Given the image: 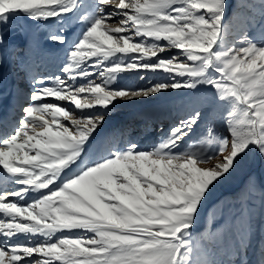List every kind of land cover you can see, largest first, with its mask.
I'll use <instances>...</instances> for the list:
<instances>
[{
	"label": "snow or ice",
	"instance_id": "1",
	"mask_svg": "<svg viewBox=\"0 0 264 264\" xmlns=\"http://www.w3.org/2000/svg\"><path fill=\"white\" fill-rule=\"evenodd\" d=\"M21 19L54 26L46 42L65 57L17 88L19 115L0 124V181L14 186L0 184V264H249L250 223L227 261L205 258L212 229L194 233L215 189L264 159V14L256 36L228 0H0V66L30 67L34 45L8 38ZM202 90L215 119L196 106L147 148L93 151L117 102Z\"/></svg>",
	"mask_w": 264,
	"mask_h": 264
},
{
	"label": "rangeland",
	"instance_id": "2",
	"mask_svg": "<svg viewBox=\"0 0 264 264\" xmlns=\"http://www.w3.org/2000/svg\"><path fill=\"white\" fill-rule=\"evenodd\" d=\"M228 4L229 15L242 12L245 16L255 18L253 34L259 36L261 16L264 14L261 0H239V2L238 0H228ZM232 19L234 21L233 31L238 32L240 30L238 16L233 15ZM31 23L30 30L33 32L38 29L39 34L45 38L54 27L48 24ZM72 31L78 33L80 28L74 27ZM40 40H32L29 43L34 45L39 58L42 57L43 53V47L38 46ZM62 56L61 61L59 60L60 63H63L65 57L63 47ZM23 69L25 67L22 65L16 69L14 77L19 78V74H23ZM149 77L151 79V74ZM151 82L155 83L156 80L151 79ZM123 83L132 86H146L149 81H142L132 76ZM19 87L26 90L24 81H19ZM206 95L207 93L203 90L200 93L170 91L148 99L139 98L132 101L117 102L115 107L106 114L105 122L93 142V151L95 152L101 145L104 148L110 145L123 146L129 140L136 141L142 147L147 148L156 143L179 116L196 106H200L205 113V120L215 119L213 109L200 103ZM59 103L65 107H71L65 102ZM124 126L125 129L122 128ZM102 154V150L97 152V158ZM260 161V173H257ZM205 214L207 216L205 227H203ZM247 223L251 225L252 241L248 260L249 264H257L260 259L259 247L264 244V159L259 157L250 158L238 167L237 171L227 181L215 189L204 205L194 235L197 239L208 237L209 229L213 230L212 235L215 242L208 248L209 255L205 258L227 261L232 257V239L238 230Z\"/></svg>",
	"mask_w": 264,
	"mask_h": 264
},
{
	"label": "bare ground",
	"instance_id": "3",
	"mask_svg": "<svg viewBox=\"0 0 264 264\" xmlns=\"http://www.w3.org/2000/svg\"><path fill=\"white\" fill-rule=\"evenodd\" d=\"M30 25H32V23L30 24V22L25 19L13 23L11 25L12 31L8 38L10 41L17 44H23L26 42L30 43L32 40L36 41L37 39H41L38 42V46L43 47L42 57H38V53L35 51L36 48L34 47L29 58L30 67L24 66L25 69H23V74H19V78L14 77L15 70L21 67V65H18L15 62V56L6 59L3 66H0V124L4 127H10L12 125L15 118L19 115V104L24 102L23 99L18 98L16 94L17 88L19 87V81H24L26 90L19 88L23 89L24 93L27 94L30 92L29 81L33 75H36L37 73H58L62 64L59 62L60 58H63L62 47L47 43L45 41V36H41L38 29L33 32L30 30ZM20 76L23 78L21 79ZM122 128L125 129V126ZM0 184L4 187H9V190L11 187H14L9 186L6 180L0 181Z\"/></svg>",
	"mask_w": 264,
	"mask_h": 264
},
{
	"label": "water",
	"instance_id": "4",
	"mask_svg": "<svg viewBox=\"0 0 264 264\" xmlns=\"http://www.w3.org/2000/svg\"><path fill=\"white\" fill-rule=\"evenodd\" d=\"M260 165H261V161H260L259 167H258L259 171L258 170L256 171L257 173H260ZM206 216H207V214H205V216H204V226L203 227H205Z\"/></svg>",
	"mask_w": 264,
	"mask_h": 264
}]
</instances>
